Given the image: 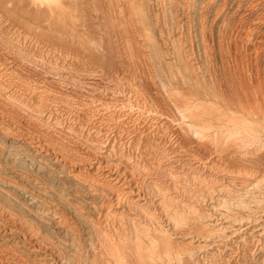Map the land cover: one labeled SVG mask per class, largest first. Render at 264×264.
<instances>
[{
  "label": "bare ground",
  "instance_id": "obj_1",
  "mask_svg": "<svg viewBox=\"0 0 264 264\" xmlns=\"http://www.w3.org/2000/svg\"><path fill=\"white\" fill-rule=\"evenodd\" d=\"M71 2L76 6L74 0H0V100L12 109L33 110L47 134L53 126L50 122L65 126L69 116L57 120L48 108H42L43 102L31 107L33 93L45 89L29 80L30 75H23V80L15 72L36 68L40 59L26 35L15 24L10 26L3 13L28 8L62 19ZM106 4L99 35L107 45L105 54L121 58L125 51L114 37L130 33L137 49H129V54L139 56L138 62L154 75L144 79L152 91L149 97L154 99V95L163 103L154 114H166L172 126L156 119L149 109L132 107L129 99L107 112H100L96 104V110L89 106L86 112L91 126L73 129L86 141L64 145L63 153L48 146L41 135L19 134L13 121L0 114V136L45 160L57 177L79 183L70 189L76 201L73 205L62 188H51L49 180L37 178L30 185L22 175L0 174V264H79L78 256L72 259L63 253L62 237L80 254L90 252L96 264H147L142 255L147 252L153 260L159 245L167 259L183 262L203 246V238L198 240L191 229L196 216L201 218L202 236L235 225L233 230L239 232L244 220L232 219L228 212L236 210L235 214L247 219L250 204L260 206L264 201V0H106ZM172 110L176 119L165 113ZM105 114L112 119V127L107 122L92 126L104 121ZM140 119L162 129L171 148L190 144L183 149L184 159L164 161L171 152L169 148L163 151L156 160L159 182L136 176L134 167L147 164L145 148L140 143L132 145L130 128L138 123L124 129L129 136L125 142L120 139L122 126ZM4 152H0L4 168L16 163L15 149ZM173 164L193 170L178 176ZM48 194L70 206L68 210L47 201ZM87 198L92 202H86ZM174 237L187 240L177 245L178 251Z\"/></svg>",
  "mask_w": 264,
  "mask_h": 264
},
{
  "label": "rangeland",
  "instance_id": "obj_2",
  "mask_svg": "<svg viewBox=\"0 0 264 264\" xmlns=\"http://www.w3.org/2000/svg\"><path fill=\"white\" fill-rule=\"evenodd\" d=\"M74 2L76 6H74L72 2L69 3L65 13L62 15V19L57 18L56 16L51 17L45 13L35 12L34 10L28 8L21 10L14 9L17 11L15 13H12L10 10H6V12L3 13L5 18L11 22L10 26L15 24L13 26L18 27L19 31L23 35H26L28 38L27 43L30 42V45H33L32 49L34 51L37 49L36 53L38 54V59H40V63L36 68L27 66L23 70L22 74L18 71L15 72L17 75H21L20 77H22L23 80H26L23 75H30L31 78H29V80L35 81L38 85L45 89L43 92L33 93L34 95L32 101L30 102L31 105L33 104L31 107L35 108L34 106H36V104L43 102L42 108H48V111L56 115L57 120L62 121L67 118L65 116H69V118L65 120V122L68 124L62 126L61 124L58 125L56 121L51 120L53 122L50 123L53 124V126L49 128V133L47 134L43 131V122H40L34 117L35 112L33 110L24 112L17 108L12 109L9 108V106H5L1 100L0 114L5 115L7 118L13 121L12 123L17 127L19 134H22L25 137L26 135L34 137L41 135L45 139V142L48 144V146L63 153H66L65 146H68L69 144L71 145L73 141L80 143L86 141L82 135L77 134V131L75 132L73 129L77 128L80 130V127H87L88 125L91 126V123L89 122L90 116L87 113L89 106L90 108L96 110V104L97 107L100 108V112H103V110L104 112H107L108 110L110 111L115 109V107L120 104L122 99H129L128 101L131 102L132 107L137 105L136 107L142 106L141 108L143 109L151 110V113H153L152 115H154L156 119L165 120L167 122L166 124L171 127L173 120L171 121L170 119L166 118V114H164V117H161L157 114L155 116L154 114L158 108L163 106V103L158 97H154V95H152L154 99L149 97V93L152 91L145 86L144 79L148 75L151 78L154 77V75L149 72L146 65L140 64L138 62V60H142L139 58V56L134 57L133 55L129 54V49H131V51L133 49H137L135 48L134 43L131 42L132 40L130 33L128 31H124V34H118L114 37L120 43L119 48H121L122 51H125L122 53L121 58H118L116 55L108 57L105 54V47L107 45L99 35H101L100 29L102 28L101 22L104 13L108 9L106 0H94V2L93 0H74ZM4 4L8 5L9 7L11 6L9 2ZM112 13L113 12H111V14ZM152 13L155 15V10H152ZM86 34L88 35L87 37ZM119 35L120 37H118ZM93 39L96 40L95 43ZM102 43L104 44L102 45ZM97 51H100L101 53ZM193 51L194 55L196 56V49ZM110 59H112L111 62H109ZM57 70L59 71L57 72ZM62 70L64 72H62ZM121 81L125 83H122ZM23 93V96H25L28 91L26 90ZM41 95L46 96L45 99L40 98L39 96ZM134 99L136 102H134ZM99 104H101V106H99ZM152 107L155 110H153ZM165 113L169 114L168 116L170 118H177V115L173 110L166 111ZM94 117L97 118L96 115H94ZM108 117L109 116L105 114L104 121L98 120L92 126L100 127L103 122H107L109 126L112 127V119H108ZM77 122L78 126L75 125ZM127 123L128 126H122V130L119 131L120 139L125 142L129 136H126L124 129H128L129 126L132 127V125H130L132 123H138V127L136 126L135 128H130V131L133 135L131 137L132 145L133 147H136V144L140 143V146L145 148L146 157L143 159L147 163L145 164L146 166L144 165L145 167H143L138 165L140 167H134L136 176L140 180L146 181L148 179H153V181L156 180L159 182L158 178L161 174L158 170V164L156 163V160L162 158L163 151L166 150V148H169L171 154L163 157V159H165L164 161L169 160L172 162L173 159H184L187 157L183 149H185L190 144H184L182 146L171 148L168 137H163L162 129L156 127L154 124L152 125L150 120L140 119L138 122L130 121ZM17 145L18 144H16L11 138L0 136V152L1 150H5V155L10 149H15L14 155L17 157L16 163L9 164V166L5 164L7 166L5 168L3 167V164L0 163L1 176L8 175L15 177L22 175L26 177L28 180L27 182L30 183V185H35V183H37V178L38 181L49 180L48 182L51 185V188L53 190L62 188L65 193H68H64L65 197H67L68 201L74 205L76 201L69 193L71 186H79V183L75 182L73 179L67 180L65 177H57V174L52 173L54 168L53 166L50 164L48 165L43 159L32 157L29 152L24 150L23 147H18ZM173 165V171L178 176H182L184 172L188 173L190 171L192 172L193 170L185 165ZM10 169L11 171H9ZM180 182L182 183L184 180L181 178ZM45 199L49 202L52 201L56 203L57 207L62 209L64 212L68 210L67 207H70L65 204L58 203L57 199L50 194H48V196L46 195ZM86 202L89 203L92 201H89V198H87ZM196 206H198L201 210L204 207L201 204H197ZM221 210L225 211L224 209ZM250 210L251 215L247 219L235 214L234 212L236 210H230L228 212L230 213L232 219H241V221L244 220L242 221L244 224L240 228L241 230L239 232L233 230L235 227H238V225H235L233 228H228L224 231H214L208 237L202 236L205 233L202 230V226H200L201 218L196 216V226L191 229H195L193 231L196 232V238L198 240L199 238H203V242L201 241L203 246L197 248L198 251H196L195 255L185 256L183 262L179 261V259H167L163 245H159L157 248L158 253L155 255V257L152 255L153 260H149V258H147V252L142 255V258L143 260H147V264H165L166 262H168L167 264H264V201L260 206L250 204ZM173 235L174 234H172V236ZM50 237L53 240H56V236L53 235ZM61 239L66 243V247L63 249L65 256L72 259L78 256L79 264H96V258H94L90 252L87 253L85 250V253L80 254L78 250L71 246L70 242L65 237H62ZM186 241L187 240L184 239L182 240V238L174 237L173 243L175 244V250H180L177 245L179 244V246H181L182 244H186Z\"/></svg>",
  "mask_w": 264,
  "mask_h": 264
}]
</instances>
